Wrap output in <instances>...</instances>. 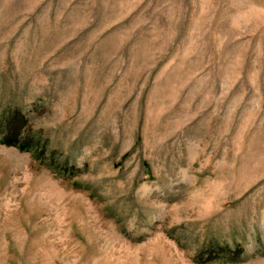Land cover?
Masks as SVG:
<instances>
[{"label":"rangeland","instance_id":"rangeland-1","mask_svg":"<svg viewBox=\"0 0 264 264\" xmlns=\"http://www.w3.org/2000/svg\"><path fill=\"white\" fill-rule=\"evenodd\" d=\"M0 264H264V0H0Z\"/></svg>","mask_w":264,"mask_h":264},{"label":"trees","instance_id":"trees-1","mask_svg":"<svg viewBox=\"0 0 264 264\" xmlns=\"http://www.w3.org/2000/svg\"><path fill=\"white\" fill-rule=\"evenodd\" d=\"M8 144H12V142L11 143H8Z\"/></svg>","mask_w":264,"mask_h":264}]
</instances>
